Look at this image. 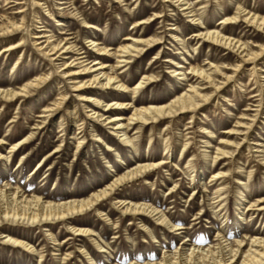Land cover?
I'll return each instance as SVG.
<instances>
[{
    "label": "rangeland",
    "instance_id": "374dc122",
    "mask_svg": "<svg viewBox=\"0 0 264 264\" xmlns=\"http://www.w3.org/2000/svg\"><path fill=\"white\" fill-rule=\"evenodd\" d=\"M61 1L0 0V19L10 18L22 24L24 17L26 27L11 39L0 38V50L21 37L27 45L6 53L0 51V87L17 89L29 79L49 75L48 81L31 89L28 96L14 101L0 96V137L7 142L0 151L6 153L14 142L33 133L10 162L0 159V185L10 183L29 195L40 194L56 201L82 198L101 190L115 174L139 162L163 160L164 164L148 176L124 183L98 205L72 219L38 225L9 223L7 229H0V264H91V258L98 264L157 261L176 250L207 247L215 242L218 231L226 235L228 242L242 238L246 232L264 231V211H257L252 217V210L245 211L252 201L264 196V30L244 19L224 23L239 7L264 16V0H190L197 14L196 23L191 22L184 6L173 1L66 0L69 3L65 10L58 9ZM49 10L56 13V19L50 18ZM157 13L164 17L153 20ZM141 18L148 23L135 28ZM59 20L64 24L57 25ZM86 22L95 28H85ZM43 28L56 35L54 39L62 31L72 33L74 52H87L90 65L98 58L96 49L89 46L90 38L116 50L122 39H133L144 30L147 36L164 37L162 46L135 57L130 69L117 71L131 84L144 73L155 76L153 84L135 95V99L145 103H167L191 84L202 82L188 73L191 63L206 70L218 66L220 71L213 78L221 89L209 83L202 86V93L210 94V98L194 112L158 124L132 125L129 133L135 147L127 146L102 121L85 112L83 101L70 88V80L58 70L61 60L52 61L44 56L34 43L33 36L42 33ZM201 28H225L224 33L240 38L248 44V52L260 56L257 61L243 63L235 50L195 38ZM190 38L192 41L187 43ZM158 53L161 59L152 65ZM116 61L114 58L110 64L116 65ZM179 61L186 67V80L172 72L171 67ZM98 91L95 88L92 93ZM64 95L65 104L38 128L46 106L54 105ZM111 98L112 95L107 96V100ZM132 99L130 94L128 101ZM71 110L75 114H69ZM239 122L244 127H238ZM97 128L102 130L98 134L104 142L94 139L93 130ZM80 130H85L84 136L78 135L85 137V142L77 150L76 132ZM223 147L233 152V157L219 156L214 162L218 149ZM56 148L60 150L53 153ZM22 156L23 164L19 167ZM218 172L226 175L214 179ZM215 192L223 197V209L219 211L217 204L211 203ZM121 201L151 204L172 223L186 228L173 230L150 215L126 214ZM71 226L89 228L95 235H78ZM3 233L25 239L37 251L7 244ZM94 239L108 251L102 252Z\"/></svg>",
    "mask_w": 264,
    "mask_h": 264
},
{
    "label": "bare ground",
    "instance_id": "6f19581e",
    "mask_svg": "<svg viewBox=\"0 0 264 264\" xmlns=\"http://www.w3.org/2000/svg\"><path fill=\"white\" fill-rule=\"evenodd\" d=\"M164 1H173V3L176 2L179 5L184 6L183 10L190 14L189 17L191 18V22L193 21L196 23L198 19L196 18L197 14L194 7L191 6L190 0ZM67 3L69 2L66 0L61 1V6L58 9L65 10L66 7H68L66 6L68 5ZM8 4H10V2ZM41 4L42 3L39 2V5ZM23 11L24 10L20 9V12ZM49 16L53 20L56 19V13H53L50 10ZM153 17V20L161 19L164 15L157 13ZM22 19V24H19L10 18L8 20L4 18L0 19V38L3 37L8 40L13 36L18 35L24 28H26L24 23L25 18L23 17ZM242 19L248 21L257 29L264 30V16H260L251 10L247 11V9H244L243 7H239L238 12L233 16L226 18L224 23H237L238 21H242ZM148 21L146 18H141L135 24V28L148 23ZM86 23L87 24L84 25L85 28H95V25L89 22ZM62 24L64 23L60 20L59 23H57V25ZM223 29L225 30V28ZM224 30H204L201 28V30L195 33L194 36L195 38H199V40L201 39L204 42H209L212 45H215V47H224L226 49L235 50L240 53L241 61L243 63L257 61L260 53L248 52V44L240 38L224 33ZM40 31L43 32L33 36L35 39L34 43L44 56L49 57L52 61L61 60L58 70L60 69L59 72L70 80V88L76 92L77 97H79L78 99L83 101L86 110L85 112H87L89 116L102 121V125L108 126L111 129L112 134L117 135L127 146L135 147L134 137L129 133V129L132 125H148L150 123L158 124L167 118L194 112L202 107L203 103L205 104L208 102L210 98V94L202 93L201 89H205L201 88L202 86L209 83L211 86H216L217 89H221V84H217L213 78V74L220 71L218 66H216L215 69H210V71L206 70L201 65L191 63L190 67H188L190 70L188 73L193 78H201V81L205 83L198 82L197 84H191L188 90L176 94L167 103L160 104L153 101L145 103L138 97L135 99V95L140 93L147 85L153 84L155 82V76L152 73H144L135 84H131L132 81L130 79L117 73V71L120 69H130L131 63H133L135 57L142 54H148L162 46V44H164V37L147 36L145 35L146 32L144 30L140 36L133 39L130 38V36L122 39L119 48L116 50L114 48H109L104 42L101 43L94 38H90L88 40L89 46H92L98 52V58L95 59L93 65H90L89 56L88 54H85L87 52H74L75 46L71 43V40L75 37L72 33L62 31L60 32L61 34L59 33L60 35L54 39L56 35L49 33L47 28H43ZM136 33L137 29L135 31V34ZM129 35H132V33ZM176 38L178 41L181 40L179 36ZM191 41L192 39L190 38L187 43ZM183 46L186 47V41L183 43ZM21 47H27L24 37H21L18 42L9 43L1 50L6 53L7 51H14ZM160 55L161 53L157 54L156 60L152 65L161 59ZM114 58L117 59L116 65L110 64ZM165 60L171 61L168 59ZM237 67L239 68L240 65H237ZM171 68L174 75L180 76V78L184 80L187 79L188 74L185 72L186 67L181 61L177 62ZM151 69L152 68L150 67V70ZM123 72L124 70L122 73ZM229 78L230 77L226 76V80H229ZM48 79L49 75L36 76L29 79L24 84H21L17 89L0 87V96L6 101H14L20 97L28 96L31 89L41 87V85L44 84V82H47ZM95 88L100 89V91L92 93ZM130 94L133 95V99L128 101ZM108 95H112L113 98L107 100ZM260 95H262V93ZM66 97L67 96L64 95L54 105L49 107L46 106L45 110H43L44 114L41 115L43 121L40 122L41 124L38 125V128H41L42 124H44L54 113L60 110L61 106L65 104ZM261 102L259 106L262 105ZM128 110H131L129 114H127ZM111 112H115V114H112ZM69 114L72 115L75 114V112L71 110ZM257 115L258 113L255 114L254 117L256 118ZM251 126L248 125L249 128ZM238 127H244V123L239 122ZM235 130L237 132L240 129ZM84 131L85 130H80L76 132V138L78 139L77 150H79L85 142V137H83L85 134L83 133ZM99 132H102L99 128L93 130L94 139L99 142H104L102 136L98 134ZM81 133H83V136L79 138L78 135ZM229 133L232 134L234 132L232 131ZM32 137L33 133H30L14 142L6 153L0 151V159L10 162L14 153L22 149ZM6 144L7 142L5 139L0 137V147ZM238 146H240V143L237 144V147ZM59 148H56L53 153L59 151ZM111 149L108 150L110 151ZM218 152L219 154L215 156L214 162L220 159L219 156H222L223 158L233 157V152H230L227 148H220L218 149ZM23 159L24 156H22L18 162L19 167L23 164ZM162 164H164L163 160L139 162L128 167L126 171L115 174L113 180L101 190L94 191L89 196L82 198H68L56 201L53 199H46L40 194L29 195L20 187H12L10 183L0 185V229H7L9 223L18 224L20 222H30L31 225H38L54 220L65 221L72 219L74 216L81 215L95 205H98L100 201L110 196L112 191L116 190L119 186H122L129 181H133L138 177L150 175L151 170H156ZM31 173H34V170H32ZM225 175L226 173L218 172L217 174L215 173L213 177L215 179L216 177H224ZM194 176L195 174H193L192 178H194ZM147 182L148 178H146L145 183ZM215 193H217V195L212 197L213 202L211 203L217 204L216 211H219L223 209V197L221 194H218V192ZM122 204L125 205L124 213L126 214L150 215L152 218H155L160 225L169 227L173 230H182L186 228L183 225L172 223L163 211L146 202L121 201V205ZM245 209L246 212L253 211L250 217L254 215L256 216L257 211H264V196L252 201V203L249 206H246ZM197 218L199 217H196V219ZM70 228L78 235H95L93 230L83 226H71ZM2 237L7 244L13 247H21L29 252L37 251L34 245L19 236L3 233ZM153 238L156 239L154 236ZM213 240L215 242L210 243L207 247L193 246L189 250L182 252L176 250L175 253L164 254L157 261L148 260L145 262H139L133 260L130 264H264V231L254 230L250 233L246 232L242 238L236 239L234 242H228L226 235L218 231L217 237ZM94 241H96V239H94ZM96 244L102 252L108 251L106 246L99 243V241H96ZM90 260L91 264H98L97 261L92 258Z\"/></svg>",
    "mask_w": 264,
    "mask_h": 264
}]
</instances>
